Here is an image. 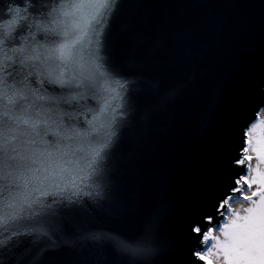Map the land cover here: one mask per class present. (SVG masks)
<instances>
[{
    "label": "snow or ice",
    "instance_id": "obj_1",
    "mask_svg": "<svg viewBox=\"0 0 264 264\" xmlns=\"http://www.w3.org/2000/svg\"><path fill=\"white\" fill-rule=\"evenodd\" d=\"M124 7V0H9L0 10V264H43L65 237L90 240L125 264H264V70L258 96L237 92L246 107L226 116L221 162L168 244L158 243L169 208L163 176L157 208L135 231H96L82 220V211L114 196L112 156L144 84L129 67L136 57L125 54L126 43L121 54L112 50V23ZM137 23L145 53L216 47L239 54L247 46L239 24L211 17ZM261 56L264 66V45ZM148 88L164 99L176 90L160 82ZM79 264L110 262L85 253Z\"/></svg>",
    "mask_w": 264,
    "mask_h": 264
},
{
    "label": "water",
    "instance_id": "obj_2",
    "mask_svg": "<svg viewBox=\"0 0 264 264\" xmlns=\"http://www.w3.org/2000/svg\"><path fill=\"white\" fill-rule=\"evenodd\" d=\"M8 2L0 0V10L6 11ZM139 2L124 0L125 7L112 23L113 52L121 54L125 42V54L136 57L129 67L144 81L138 89L139 107L130 125L120 130L112 156L114 196L95 211L91 207L82 211L81 218L96 231L115 227L133 232L157 208L156 187L166 177L169 208L161 217L158 237L163 247L178 235L186 205L221 162L220 128L231 111L246 107L238 102L237 92L259 94L264 0H142L146 7H135ZM201 4L216 7L192 6ZM195 17L239 24L247 46L239 54L216 47L145 53L136 39L144 25L131 24L133 18H141L180 25ZM154 82L174 87L175 93L164 99L163 91L148 88ZM87 103L99 106L96 101ZM85 253L110 264H125L94 242L76 237L61 239L42 259L43 264H79Z\"/></svg>",
    "mask_w": 264,
    "mask_h": 264
}]
</instances>
